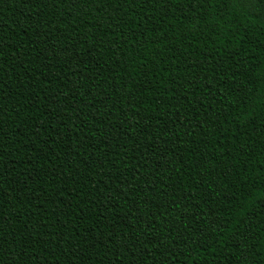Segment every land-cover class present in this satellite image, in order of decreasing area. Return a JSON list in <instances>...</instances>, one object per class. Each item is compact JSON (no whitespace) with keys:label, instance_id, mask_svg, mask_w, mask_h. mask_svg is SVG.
<instances>
[{"label":"trees","instance_id":"1","mask_svg":"<svg viewBox=\"0 0 264 264\" xmlns=\"http://www.w3.org/2000/svg\"><path fill=\"white\" fill-rule=\"evenodd\" d=\"M0 264H264V0H0Z\"/></svg>","mask_w":264,"mask_h":264}]
</instances>
